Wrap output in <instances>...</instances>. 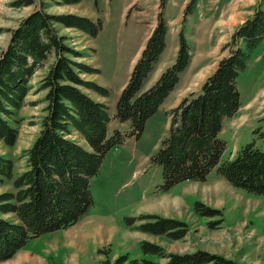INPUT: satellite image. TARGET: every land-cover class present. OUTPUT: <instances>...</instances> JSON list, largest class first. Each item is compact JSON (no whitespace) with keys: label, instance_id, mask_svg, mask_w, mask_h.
<instances>
[{"label":"trees","instance_id":"1","mask_svg":"<svg viewBox=\"0 0 264 264\" xmlns=\"http://www.w3.org/2000/svg\"><path fill=\"white\" fill-rule=\"evenodd\" d=\"M38 0H16L24 7ZM79 3L82 0H51ZM31 11L11 29L8 45L0 54V139L15 145L18 129L9 122L26 103L33 75L47 66L40 90H46L41 128L31 147L24 150L26 169L14 177V161L0 154V174L13 179L15 191L0 193V263L13 258L31 238L76 224L94 203L91 180L98 175L108 150L126 136L140 138L148 120L156 114L180 82L192 62V49L183 31L175 61L154 81V71L167 46L168 21L158 15L129 80L122 89L112 115L107 103L93 97H109V88L83 75L100 69L84 60L85 52L68 43L57 24L78 27L90 37L98 35L101 20L76 13H52L45 3ZM264 42V0L232 34L222 57L198 91L184 96L170 108L168 135L152 157L162 168L163 189L182 181H206L213 169L234 187L264 195V147L256 142L243 145L233 159H223L226 141L221 137L226 119L238 114L242 103L238 80L254 51ZM114 117V118H113ZM113 119L130 122V132L116 130L109 136ZM78 133L88 144L71 137ZM264 140V132H262ZM203 216L222 214L220 209L196 201ZM13 215L7 218L5 215ZM132 228L155 235L183 238L187 223L157 214L129 217ZM136 221H143L136 225ZM216 222H210L215 225ZM144 257L128 253L117 264H236L208 250L167 252L151 241H142ZM166 258L164 263L147 256Z\"/></svg>","mask_w":264,"mask_h":264},{"label":"rangeland","instance_id":"2","mask_svg":"<svg viewBox=\"0 0 264 264\" xmlns=\"http://www.w3.org/2000/svg\"><path fill=\"white\" fill-rule=\"evenodd\" d=\"M15 1L0 0V54L9 43L11 29L41 6L40 0L24 7L14 5ZM43 1L52 13H76L101 20L102 28L94 38L78 27H57L68 36L69 44L85 52L84 60L100 69L99 73L83 76L109 88L107 98L89 93L107 103L112 115L160 12L168 21L169 32L158 74L152 81L175 61L181 31L193 57L171 96L148 120L140 138L126 136L123 143L108 150L98 175L91 180L94 203L85 215L68 228L29 239L13 258L0 264H117V258L126 253L131 258L144 257V240L159 244L169 253L204 249L236 264H264V195L234 187L216 169L206 181L186 180L164 190L162 168L152 160L169 133L171 118L167 111L200 89L219 60L229 54L225 46L235 29L262 0ZM46 71L47 66L33 75L26 103L16 111L14 119L9 118L18 129L16 144L8 145L0 139V154L14 161V177L26 169L24 150L31 147L41 128L46 90L39 86ZM238 86L242 106L237 115L226 119L221 133L226 141L224 160L233 159L243 145L253 141L264 147V42L254 51ZM116 130L128 134L130 122L112 119L109 136ZM71 137L88 147L78 133ZM13 181L0 174V193L15 191ZM196 201L220 209L222 214L203 216L195 208ZM141 214L180 219L187 223V233L173 239L166 234L136 230L127 219ZM5 217L14 218L11 214ZM147 257L166 261L158 256Z\"/></svg>","mask_w":264,"mask_h":264},{"label":"crops","instance_id":"3","mask_svg":"<svg viewBox=\"0 0 264 264\" xmlns=\"http://www.w3.org/2000/svg\"><path fill=\"white\" fill-rule=\"evenodd\" d=\"M163 71V70H162ZM158 74V71H157V69L154 71V73H153V75H152V79L154 78V77H156V75ZM160 75V74H159ZM152 79H151V81H152ZM171 96V95H170ZM169 96V97H170ZM114 118V117H113ZM112 118V119H113ZM116 119V118H115ZM110 127V126H109Z\"/></svg>","mask_w":264,"mask_h":264}]
</instances>
